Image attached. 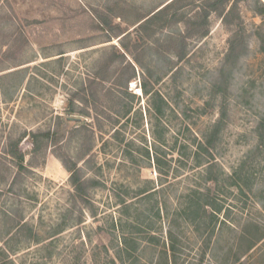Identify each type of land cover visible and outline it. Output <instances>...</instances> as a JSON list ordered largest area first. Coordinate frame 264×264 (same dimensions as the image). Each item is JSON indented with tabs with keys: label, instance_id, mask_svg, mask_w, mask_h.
Returning <instances> with one entry per match:
<instances>
[{
	"label": "rangeland",
	"instance_id": "374dc122",
	"mask_svg": "<svg viewBox=\"0 0 264 264\" xmlns=\"http://www.w3.org/2000/svg\"><path fill=\"white\" fill-rule=\"evenodd\" d=\"M0 264H264V0H0Z\"/></svg>",
	"mask_w": 264,
	"mask_h": 264
},
{
	"label": "trees",
	"instance_id": "16d2710c",
	"mask_svg": "<svg viewBox=\"0 0 264 264\" xmlns=\"http://www.w3.org/2000/svg\"><path fill=\"white\" fill-rule=\"evenodd\" d=\"M159 11H163V9H160ZM157 13H153L152 17L156 16ZM150 18L149 17L146 18L145 21H148ZM205 22H208V16L207 15L205 16ZM180 56L182 57V56H184V54H180ZM143 88H144L146 93L150 92V90H149V88L145 82L143 83ZM155 110L157 112L161 113L162 107L160 105H158L157 107L155 106ZM57 135H58L57 129L56 130L48 129L46 131L32 132L30 137H31V140L33 141V143L35 145V149L37 150L39 147H41V144L44 143V141H49V140H51L52 137L57 138ZM20 141L21 140H17V141L13 140L11 142V144L13 146L10 148V150H8V153L15 156L18 159V161H19L18 165L20 166V169H25V166L23 163L24 153L19 149ZM70 179H71L72 183L74 184V186L76 187L77 194L80 197H82V199H85L84 195H86V194L84 193V191L86 190L88 185H87V182L85 180H83L81 172L79 170H75L74 172L72 171ZM97 183H98L97 181H93L91 186H95V185H97Z\"/></svg>",
	"mask_w": 264,
	"mask_h": 264
},
{
	"label": "built area",
	"instance_id": "2783aa9c",
	"mask_svg": "<svg viewBox=\"0 0 264 264\" xmlns=\"http://www.w3.org/2000/svg\"><path fill=\"white\" fill-rule=\"evenodd\" d=\"M133 90H134V91H138V93H141V92H142V88L139 87V86H137V84H134V85H133Z\"/></svg>",
	"mask_w": 264,
	"mask_h": 264
}]
</instances>
